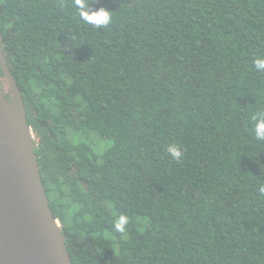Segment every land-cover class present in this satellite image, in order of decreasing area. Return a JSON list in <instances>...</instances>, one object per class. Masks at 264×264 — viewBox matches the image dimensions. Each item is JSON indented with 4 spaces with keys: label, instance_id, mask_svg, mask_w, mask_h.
Masks as SVG:
<instances>
[{
    "label": "trees",
    "instance_id": "trees-1",
    "mask_svg": "<svg viewBox=\"0 0 264 264\" xmlns=\"http://www.w3.org/2000/svg\"><path fill=\"white\" fill-rule=\"evenodd\" d=\"M94 7L112 11L109 27L85 24L73 0H0V42L73 263L264 264V0ZM0 83L11 99L1 65Z\"/></svg>",
    "mask_w": 264,
    "mask_h": 264
},
{
    "label": "water",
    "instance_id": "water-1",
    "mask_svg": "<svg viewBox=\"0 0 264 264\" xmlns=\"http://www.w3.org/2000/svg\"><path fill=\"white\" fill-rule=\"evenodd\" d=\"M0 264H74L52 211L23 96L0 42Z\"/></svg>",
    "mask_w": 264,
    "mask_h": 264
},
{
    "label": "clouds",
    "instance_id": "clouds-1",
    "mask_svg": "<svg viewBox=\"0 0 264 264\" xmlns=\"http://www.w3.org/2000/svg\"><path fill=\"white\" fill-rule=\"evenodd\" d=\"M97 2L98 0H73V6L78 10V15L85 24H90L96 29H104L113 22L112 11L104 7H94ZM254 63L258 71H264V59L257 58ZM253 120L255 121V138L264 141V112L254 116ZM167 151L176 161H179L183 156V152L177 145H169ZM258 192L264 194V184L258 187ZM128 223V216L122 214L116 219L113 225L114 230L118 233H124Z\"/></svg>",
    "mask_w": 264,
    "mask_h": 264
},
{
    "label": "rangeland",
    "instance_id": "rangeland-1",
    "mask_svg": "<svg viewBox=\"0 0 264 264\" xmlns=\"http://www.w3.org/2000/svg\"><path fill=\"white\" fill-rule=\"evenodd\" d=\"M103 143V145L102 146H100V147H98L100 150H102L103 149V147H104V145L106 144V142H102Z\"/></svg>",
    "mask_w": 264,
    "mask_h": 264
}]
</instances>
